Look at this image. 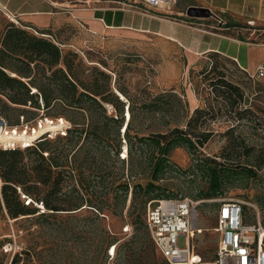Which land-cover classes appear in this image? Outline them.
<instances>
[{
  "label": "rangeland",
  "instance_id": "374dc122",
  "mask_svg": "<svg viewBox=\"0 0 264 264\" xmlns=\"http://www.w3.org/2000/svg\"><path fill=\"white\" fill-rule=\"evenodd\" d=\"M9 22L11 19L0 9V37ZM79 31L67 26L51 38L43 36L55 38L64 52L78 53L85 66L109 73L113 82L117 81V86L125 91L126 101L133 104L136 114L128 133L133 152H128L126 160L114 155L116 128L113 122L104 119L98 122L97 139L90 136L84 141V133L71 144L66 139L46 141L49 155L45 157L67 160L72 168H65L62 191L51 198L53 203L71 210L59 213L40 210L39 202L32 205L37 208L36 214L12 219L5 207L0 206V264H13L17 255L22 263L31 260L35 264H143L137 250L139 245L134 257L124 248L136 233L135 216L140 214L146 224L148 206L156 200L157 193L151 194V200L142 196L135 201V183L145 187L149 181V169L141 172L147 167L146 157L151 152L144 148L142 153L137 140L153 133H167L175 126L192 134L210 135L198 150L173 149L169 154L172 167L157 182L170 198H188L200 203L198 223L204 232L196 235L197 251L205 258L214 256L218 236L212 229L217 225L224 200L241 201L245 222L260 221L264 227V85L251 81L234 61L219 54L191 63L184 51L165 47L153 37L123 32L88 36ZM224 81L239 87L242 95L229 90ZM170 92L182 101L176 106V123H165L171 115L154 108L155 104L167 108ZM104 104L109 115L120 116L111 103ZM24 109L7 110L2 116L11 124L22 114L29 119L36 118L33 122L39 120V114L30 104ZM195 109L199 113L194 114ZM47 113L55 115L61 111ZM76 116L84 121V116ZM121 117L124 118V113ZM190 118L198 119V123H191V130L187 125ZM125 121L128 122V117ZM122 134L119 135L121 149L127 146L130 150L129 138ZM82 145L83 149L76 153ZM205 157L215 159L225 170L222 193L214 198H206L207 168L211 164L205 162ZM39 162L40 157L33 151L25 153L24 163ZM56 177L53 173L52 179ZM81 181L85 183L84 188ZM126 181L131 183L129 193L126 201L117 205L120 199L116 194L122 192L116 186ZM51 185L38 183L42 193L48 192ZM81 205V211L72 210ZM89 205L96 208L102 205L103 209L98 212ZM178 245L182 249L186 247L184 236L179 237ZM114 246L115 257L111 258L108 249ZM156 260L164 261L159 253Z\"/></svg>",
  "mask_w": 264,
  "mask_h": 264
},
{
  "label": "trees",
  "instance_id": "16d2710c",
  "mask_svg": "<svg viewBox=\"0 0 264 264\" xmlns=\"http://www.w3.org/2000/svg\"><path fill=\"white\" fill-rule=\"evenodd\" d=\"M43 35L54 36L50 33L33 32L12 20L3 29L0 37V116L7 110H26L24 108L30 104L39 114L38 119L65 118L72 124V128L66 136L44 137L25 149H4L0 147V206L5 207L12 219L36 214L38 212L37 208L57 213L71 210L63 209L53 203L51 198L54 194H59L62 191L64 184L62 176L67 171L65 168L69 167L71 170L72 168L67 160H61L56 156L46 158L49 155L46 141L66 139L71 144L75 142L76 138L81 139L84 133L86 134L84 141L89 140L90 136L97 139L98 122L104 119L113 122L116 128V144L113 145L114 155L116 157L120 155L122 160H126L128 156L126 159L122 157L124 146L121 149L119 135L125 130L122 135L129 138L128 133L136 116L133 104L117 95L116 90L126 97L125 91L117 86V81L113 82L109 73L97 67L85 66L78 53L73 51L64 52L55 38L51 40V37L47 38ZM214 54L216 53L210 55ZM239 69L245 72L240 67ZM85 72L88 73L85 74ZM224 82L229 90H235L239 95H242L239 87ZM33 89L36 90L35 93H32ZM167 97L169 99L167 108H161L157 104L154 105V108L156 111H165L171 115L165 123H176L178 120L175 115L176 106L182 104V101L176 93L170 92ZM104 103H111L120 116L124 113V118L109 115ZM127 109L131 113L129 122L125 121ZM49 110H60L61 113L50 115L47 113ZM197 113H199V109H195L194 114ZM76 114L84 116L85 119L83 118V120L85 122L80 121ZM21 117H24L25 122H32L36 119H29L22 114L15 124H10L20 125ZM86 119L89 120V123L86 122ZM187 123L190 129L191 123H198V119L190 118ZM209 136V133L206 132L192 134L190 131L175 126L170 128L167 133H153L149 136L139 137L137 140L139 150L143 153L144 148H148L151 152L146 157L147 167L142 169L141 172V174L146 173L149 169V181L145 187L142 183H135V201H139L142 196L151 200V194L154 192H157L154 195L156 200L170 198V196L164 195L163 188L157 184L172 167L169 160L170 152L178 147H186L190 151L198 150V147L203 148ZM128 141L130 145L128 152L130 151L132 154L134 145L130 138ZM82 147L83 145L76 149V153L81 151ZM29 151H33L40 157L38 164L28 165L24 163L25 153ZM205 158V162L211 164L207 168L209 192L206 194V198H214L222 193L225 170H223L221 163H218L215 159ZM53 173H56L57 177L52 179ZM38 183H41L42 186L52 184V187L48 192L42 193ZM115 183L116 181H111L112 185ZM130 184V181H126L116 186L117 191L122 192L116 194L117 199H120L117 205L126 201ZM80 185L84 188L85 183L81 181ZM142 191H144V194L141 193ZM22 194L31 199L29 204L22 199ZM39 202L43 204V209L39 206L37 208L32 207V205L39 204ZM83 205L72 210L81 211ZM89 206L95 207V205ZM102 209V205L96 208L98 212ZM133 224L137 226L136 233L124 245L126 251L130 252V256L134 257L138 253L136 251L139 250V258L143 264H168L165 260H156L159 252L140 214L135 216ZM108 252H110L109 249ZM13 264L35 263L31 260L22 263L17 255Z\"/></svg>",
  "mask_w": 264,
  "mask_h": 264
},
{
  "label": "crops",
  "instance_id": "0c3cea01",
  "mask_svg": "<svg viewBox=\"0 0 264 264\" xmlns=\"http://www.w3.org/2000/svg\"><path fill=\"white\" fill-rule=\"evenodd\" d=\"M190 6L208 8L213 15L189 17ZM0 9L36 33L55 34L73 26L88 36L123 32L153 37L184 51L191 63L216 53L254 73L264 58V0H189L170 10H140L126 0H0Z\"/></svg>",
  "mask_w": 264,
  "mask_h": 264
},
{
  "label": "built area",
  "instance_id": "2783aa9c",
  "mask_svg": "<svg viewBox=\"0 0 264 264\" xmlns=\"http://www.w3.org/2000/svg\"><path fill=\"white\" fill-rule=\"evenodd\" d=\"M179 1L189 0H126L140 10L152 7L170 10ZM243 70L254 83L264 85V58L254 73ZM35 92L33 89L32 93ZM71 128L72 124L65 118H43L37 122H25L24 117H21V124L14 126L0 116V147L25 149L44 137L66 136ZM17 133H25L30 139L18 140L14 138ZM2 137L7 139L1 140ZM22 199L27 204L31 201L24 194ZM199 204L188 198H162L149 204L146 225L157 251L168 264H264V227L260 221L257 224L245 222L243 203L238 200H224L221 203L217 225L212 229L218 236L214 256L205 258L198 252L194 241L196 235L204 232L198 223ZM40 207L43 208L42 203ZM181 236L186 239V247L183 249L178 245ZM114 248L109 252L111 258L115 257L112 253Z\"/></svg>",
  "mask_w": 264,
  "mask_h": 264
},
{
  "label": "bare ground",
  "instance_id": "6f19581e",
  "mask_svg": "<svg viewBox=\"0 0 264 264\" xmlns=\"http://www.w3.org/2000/svg\"><path fill=\"white\" fill-rule=\"evenodd\" d=\"M116 92H117V95H120L121 96V99H123V100H127L126 99V97L120 92V91H118V90H116ZM130 112V111H129ZM130 118V120H131V113H128L126 116H125V118ZM129 122V121H128ZM125 124V123H124ZM127 125H128V123H127ZM42 128L44 129V126H42ZM41 132V131H40ZM38 134V132L34 135V136H32V138L33 137H35L36 135ZM14 138H16V139H18V140H21V139H25V140H28V139H30V137L29 136H27V134H19V133H17L16 134V136H14ZM5 139H7L6 137H2L1 138V140H5ZM128 154V148H127V146H125L124 147V153H123V158H127V155ZM43 209V208H42ZM262 233L264 234V229L262 230ZM115 252H116V248H114L113 250H112V253H114L115 254Z\"/></svg>",
  "mask_w": 264,
  "mask_h": 264
},
{
  "label": "water",
  "instance_id": "95a60500",
  "mask_svg": "<svg viewBox=\"0 0 264 264\" xmlns=\"http://www.w3.org/2000/svg\"><path fill=\"white\" fill-rule=\"evenodd\" d=\"M187 15L189 17L207 18V17H211L213 13L208 8L190 6L187 9Z\"/></svg>",
  "mask_w": 264,
  "mask_h": 264
}]
</instances>
